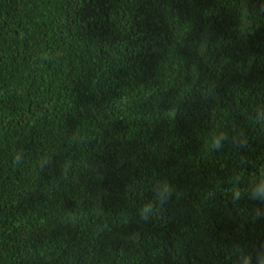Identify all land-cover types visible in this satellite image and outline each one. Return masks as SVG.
<instances>
[{
  "label": "trees",
  "instance_id": "trees-1",
  "mask_svg": "<svg viewBox=\"0 0 264 264\" xmlns=\"http://www.w3.org/2000/svg\"><path fill=\"white\" fill-rule=\"evenodd\" d=\"M253 115L264 0H0V264H262Z\"/></svg>",
  "mask_w": 264,
  "mask_h": 264
},
{
  "label": "clouds",
  "instance_id": "clouds-1",
  "mask_svg": "<svg viewBox=\"0 0 264 264\" xmlns=\"http://www.w3.org/2000/svg\"><path fill=\"white\" fill-rule=\"evenodd\" d=\"M46 58L47 57H45V59ZM251 118L255 121V123L264 127V116L253 115ZM228 143H232L238 147L245 148L247 147L248 142L246 138L233 137L226 131H219L212 136L210 146L213 151L219 152ZM20 159H21V154H17L14 157V160L16 162H19ZM239 184H240V179L239 177H237L236 187H234L232 191V196L234 201H238L242 197V191L239 188ZM163 187L166 189V191L160 190V182H158L153 191L152 199L148 200L146 204H142L139 207L137 211V216L141 221L147 222L153 219L154 217L155 218L163 217L162 214L165 210V205L167 204L169 197H171L174 192V189L168 184L167 181L163 182ZM251 187L253 190L248 193V199L256 200L257 193L264 195V174H262L258 178V181H254ZM255 214L258 216L259 211L257 210ZM248 259H249V264H251V260H252L251 254L248 255ZM262 264H264V262H262Z\"/></svg>",
  "mask_w": 264,
  "mask_h": 264
}]
</instances>
